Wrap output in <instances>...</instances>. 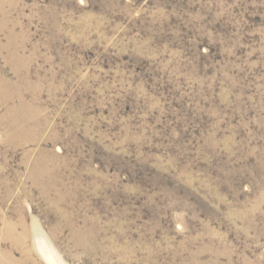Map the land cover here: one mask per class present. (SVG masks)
Returning <instances> with one entry per match:
<instances>
[{"label": "rangeland", "instance_id": "1", "mask_svg": "<svg viewBox=\"0 0 264 264\" xmlns=\"http://www.w3.org/2000/svg\"><path fill=\"white\" fill-rule=\"evenodd\" d=\"M0 264H264V0H0Z\"/></svg>", "mask_w": 264, "mask_h": 264}, {"label": "bare ground", "instance_id": "2", "mask_svg": "<svg viewBox=\"0 0 264 264\" xmlns=\"http://www.w3.org/2000/svg\"><path fill=\"white\" fill-rule=\"evenodd\" d=\"M13 112V111H12ZM23 113V112H22ZM20 115V114H19ZM24 124V123H23ZM39 162V161H38ZM41 172V171H40ZM25 233V232H24ZM22 234V233H21ZM24 235H26V234H24ZM21 238H25V236H20L19 235V240L21 241ZM38 239H39V241H41V235L40 234H38V237H37ZM42 242V241H41ZM51 260V259H50ZM53 263V262H52Z\"/></svg>", "mask_w": 264, "mask_h": 264}]
</instances>
